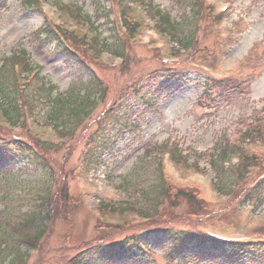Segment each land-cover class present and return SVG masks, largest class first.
<instances>
[{
    "label": "rangeland",
    "instance_id": "1",
    "mask_svg": "<svg viewBox=\"0 0 264 264\" xmlns=\"http://www.w3.org/2000/svg\"><path fill=\"white\" fill-rule=\"evenodd\" d=\"M42 1L37 9L25 6L23 0H8L0 8V67L4 64L12 72L13 62L7 58L26 49L32 62L42 66V75L58 85L59 91L78 86L84 92L91 73L95 75L91 81L100 92L95 91V109L74 128L68 124L57 129L44 118L49 109L42 96L28 103L17 122L5 116L0 107L3 135H19L35 144L52 141L55 146L46 151L49 167L42 168L36 161L14 164L17 159L0 166V211L8 203L21 212L11 216L6 230L17 239L20 252L28 253L25 264H77L78 255L88 246L117 240L124 234L141 233L145 237L147 228L165 225L219 237L264 239V204L246 205L242 197L220 190L221 178L213 164L216 150L225 142L229 150L232 145L241 147L264 162L263 140L255 142L243 134L255 115L264 120V0H203L207 18L199 21L196 42L187 52L147 18L141 36L129 38L122 32L119 43L123 48H117L122 55L109 53L105 46L93 42L95 26L78 17L71 7L63 4L62 10L58 0ZM61 1H76L99 25L101 37L115 40L112 24L99 12V6H110L115 0ZM154 2L178 21L189 12L175 0ZM134 6L135 17L148 15L146 5L138 2ZM223 6H227L225 11ZM52 21L61 23L62 32L68 36H79L78 44L68 43L78 45L85 62L82 66L57 50L54 40L43 36V25L50 26ZM165 58L180 62L182 70L189 69L187 78L171 79L161 93L152 94L156 107L139 114V130L116 138L102 164L94 168L82 165V147L102 112L121 95L127 98L121 92L129 91L141 75L162 66ZM3 67L0 75L6 70ZM208 73L248 82L249 91L239 94L232 103L214 106L218 102L204 96ZM133 101L136 103L135 98ZM230 153V165L235 166L239 153L232 149ZM261 170L251 168L249 177L258 176ZM161 177L167 179L171 189L199 188L203 200L200 207L206 209L195 212L184 202L177 206L176 196L171 195L157 202L150 195L140 197L143 207L152 205L141 209L137 203L139 191ZM51 183L55 190L67 191L69 199L59 195L42 205L18 204L25 194L32 202L35 193ZM102 200H112L108 202L111 205ZM147 240L152 241L148 254L132 247L123 253L94 255L88 264H233L193 252L172 258L164 241L149 235Z\"/></svg>",
    "mask_w": 264,
    "mask_h": 264
},
{
    "label": "trees",
    "instance_id": "2",
    "mask_svg": "<svg viewBox=\"0 0 264 264\" xmlns=\"http://www.w3.org/2000/svg\"><path fill=\"white\" fill-rule=\"evenodd\" d=\"M7 1L8 0H0V8L5 6ZM98 1L99 0H96V2ZM175 1L182 7L189 8V12L179 21L174 19L170 12L164 11L152 0H117L115 5L117 8L122 6L121 19L125 20L130 15L129 11L132 12L133 10L132 5L137 2L145 4L151 11L152 16L157 20L158 26L162 32L171 36L178 48H183V50L187 52L196 42L199 21L207 18L205 12L207 5L203 0ZM23 2L25 6L37 9L41 0H23ZM99 8L101 10H99V12L105 14L107 21L112 24V36L118 38V40H104V46L116 53V51H119L117 48L119 47L121 49L122 45L119 43L120 36L117 34V31H119L118 26H116L111 18L112 10L105 5L102 7L99 6ZM78 13L79 16L84 17L86 20H90V18L85 15L82 7H78ZM135 22L136 23H128L132 33L136 30V24L137 29L140 24L138 20H135ZM53 30L52 27L43 25L41 33L44 34L43 36L47 38L50 37L53 40L56 38L53 34ZM42 34L40 36H42ZM63 38L65 43H60L58 41L56 49L65 52L67 55L69 54L71 59L80 63L82 66L85 62L80 57L78 45L73 46L70 44L71 46H69L67 44L68 41H73L78 44L80 41L79 36H68L63 31ZM93 42L103 46L100 36H96ZM7 60H11L13 63H20V70L14 71L13 69L12 72H10L9 68L3 67L4 64L2 65L6 70L0 75V106L5 116L8 118L16 122L21 120L24 116V104L29 102L32 103L33 100H38L41 96L45 97L49 109L46 111L44 118L52 122L57 129L66 128L68 124H71V127L74 128L75 125L82 122L95 109L97 104L95 91L100 92L91 81V78L95 77V75L89 73L90 78L86 80L88 83L87 86L84 87V92H82V89L78 86L70 87L67 91H59L58 86L52 83L47 77L40 74V71L37 72L36 76L26 83L24 87H21L18 80L22 72L25 73L26 71H30L34 67V64L30 62L29 52L26 49H20L9 56ZM179 64L180 63H162V66H158L136 79L129 91L125 89L121 92V94L127 95V98H122L121 95V97L113 101L112 104L102 112L96 126L91 130L89 138L82 147L83 164L90 166L99 164L103 156L114 146L116 138L119 135H123L128 131L133 132L139 130V114L143 113V111L145 112V108L156 107L152 94L158 95L161 93V91L166 88L167 82L171 79L182 80L187 78L189 69L182 70V65ZM205 82V99L217 101L218 103H213V105L218 107L223 103H232L237 99L239 94L249 91V86L245 87L240 84L239 81L236 82L227 78L214 79L207 77ZM35 85L38 86L37 89H34ZM19 96H23V98L21 99ZM133 98H135L136 103H134ZM133 112L135 115H133ZM243 134H245L249 140L255 141L256 139H260L264 141V120L259 119L258 116L255 115L252 123L245 129ZM226 146L227 142L221 144L216 150V155L213 158V164L221 178L218 188L227 194L235 193L238 197H242V201L246 204H263L264 162L262 158L256 154L246 153L243 148L232 145L230 146L232 151L239 153L238 163L232 166L230 165L231 149L229 150ZM54 148L55 146L52 143L35 144L18 135L6 136L0 132V166L4 165L6 160L17 159L14 164L20 163L22 160L30 163L36 161L42 168L49 167L50 162L46 151ZM255 167H259V169L262 170L258 172V176L249 177V170ZM17 170H21V168ZM248 180H252L250 186ZM167 183L168 182L161 177L148 189L139 191V199H136L137 203H140L141 209H149L152 207V205L146 207L142 206L140 197L148 195L153 198L154 202L162 200L164 195L166 197H169V195L172 197L176 196L178 201L177 206H180L184 202L188 204V208H194L195 212L206 209L205 206L200 207L201 201L203 200L199 188L171 189ZM42 190L38 191V194L35 193L32 202L29 201V195L25 194V196H21L23 201L19 200L18 202L20 203L18 204L42 205L49 199L55 200L59 195H64L69 199L68 192L55 190L53 183L47 185V187ZM239 193H242V195L239 196ZM104 204L111 205L108 201H104ZM20 214L21 212L18 207L12 209L8 203L0 211V259L2 260L0 264H25L27 261L28 253L24 251L20 252L17 239L15 237H10V234L6 230L11 216L17 217ZM165 226L166 227L162 228H148L147 236L156 237L158 240L164 241L168 253L172 258H175V256L179 257L187 252H193L203 258L221 259L233 264H264V239L249 241L233 239L224 240L214 238L203 231L183 230L175 228L172 225ZM124 235L123 238L117 240L102 241L96 245L88 246L87 249L82 250L80 255H78L77 264H88L91 258L98 254L107 255L111 251L123 253L132 247H137L138 243L141 241L145 244L152 243L151 240H147V236L143 237L140 233Z\"/></svg>",
    "mask_w": 264,
    "mask_h": 264
}]
</instances>
